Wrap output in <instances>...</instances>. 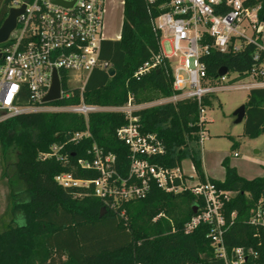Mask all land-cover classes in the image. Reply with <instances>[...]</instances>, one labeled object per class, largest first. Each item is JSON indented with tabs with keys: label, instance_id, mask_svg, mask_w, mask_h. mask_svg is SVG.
Masks as SVG:
<instances>
[{
	"label": "trees",
	"instance_id": "trees-1",
	"mask_svg": "<svg viewBox=\"0 0 264 264\" xmlns=\"http://www.w3.org/2000/svg\"><path fill=\"white\" fill-rule=\"evenodd\" d=\"M12 1L0 0V25ZM245 3L259 4V17L264 19V0ZM157 13L145 0H123L120 37L102 41L99 53V60L112 67L114 74L93 69L81 92L85 103L119 106L131 96L141 104L174 93L166 60L139 79L134 77L143 63L160 53L159 35L152 26ZM206 61L211 77L225 67L242 79L253 66L264 64V50L244 44L236 52L212 51ZM72 91L70 98L51 103H78L80 92ZM28 103L30 97L25 94L22 104ZM204 103L209 106L211 100L206 98ZM244 105L243 134L249 138L264 134V87L250 89ZM134 114L143 133H156L165 144L166 153L155 158L157 163L175 166L188 158L200 182L208 179L219 189L235 192L223 204L226 222L231 221L223 235L225 247L228 251L250 248L253 254L242 264H264V231L248 223L256 202L264 205V177H242L227 156L221 161L222 181L205 176L195 101L182 99ZM126 122L119 112L91 113L87 121L68 112H29L0 121L1 178L9 189L11 208V220L0 230V264H224L207 237V224L184 231L193 209L203 206L202 199L188 190L169 193L152 184L144 197L111 207L91 189L57 184L54 177L62 172L82 179L97 176L76 165L77 158H90L88 149L93 143L104 153L116 155L117 171L126 177L129 150L116 136V129ZM86 128L90 136L66 144V161L39 157L50 152L51 144Z\"/></svg>",
	"mask_w": 264,
	"mask_h": 264
},
{
	"label": "built area",
	"instance_id": "built-area-1",
	"mask_svg": "<svg viewBox=\"0 0 264 264\" xmlns=\"http://www.w3.org/2000/svg\"><path fill=\"white\" fill-rule=\"evenodd\" d=\"M145 2L158 10L152 26L159 35L160 53L143 63L134 72V77L139 79L166 60L171 68L172 95L141 104L134 103L131 96L119 106L85 103L81 92L91 71L109 68L107 63L99 60L101 43L106 40L103 31L108 0H13L10 8L24 5V10L17 17L16 26L7 40L1 43L4 45L0 48V121L29 112H68L81 115L85 121L91 113L124 114L127 122L116 129V136L129 150L127 176L117 171L114 153H104L93 143L88 149L90 158H77L76 165L96 172L97 176L82 179L62 172L54 177L57 184L63 188L91 189L94 196L111 207L144 197L152 184L169 193L188 190L202 199L203 206L196 209L185 223L184 231L188 233L201 223L207 224V237L216 257L224 264H242L253 251L241 246L228 251L223 239L231 224V221L226 222L223 204L235 192L219 189L208 179L200 182L197 175L193 182L194 178L184 173L181 163L175 166L157 163L155 158L166 153L165 144L156 133L140 130L139 119L134 112L182 99L195 101L199 108L198 144L201 146L208 107L204 103L206 98L212 101L216 92L224 90L249 91L264 87V64L253 66L248 76L242 78H250V81L242 83L237 82L241 80L237 79V72L227 70L223 75L211 77L206 61L212 51L236 52L244 44H253L264 50V19L259 17L260 5H249L245 0ZM165 41L171 50L169 54L162 48ZM258 58L255 54L254 59ZM53 72L60 83L57 101L70 98L72 90L78 89V103L43 102L51 87ZM231 73L234 75L230 76ZM232 80L237 81L232 83ZM25 94L30 97L28 104H22ZM88 136V128L74 132L66 136V141L60 142L61 146L53 144L50 152L39 157L46 159L54 156L56 160L66 161L67 153L57 156V152L66 144L77 143ZM234 156H237L236 152ZM248 223L264 231V205L261 200L252 208Z\"/></svg>",
	"mask_w": 264,
	"mask_h": 264
},
{
	"label": "rangeland",
	"instance_id": "rangeland-1",
	"mask_svg": "<svg viewBox=\"0 0 264 264\" xmlns=\"http://www.w3.org/2000/svg\"><path fill=\"white\" fill-rule=\"evenodd\" d=\"M122 0H108L104 13V35L106 39H115L120 34L122 22ZM165 53H170V47L165 41L162 43ZM234 75L231 73L230 76ZM72 81V79H71ZM237 80H232L236 83ZM250 78L237 82L247 83ZM248 90L230 89L216 92L211 104L205 110L204 140L200 148V156L204 171L215 177L223 176L222 158L229 157L230 163L238 168L244 178L264 176V134L255 137H246L243 134L244 120L236 122L235 111L244 105ZM9 118V117H8ZM7 119V118H6ZM62 143V142H61ZM56 142L53 144L60 145ZM51 144V146L53 145ZM234 148L231 149V146ZM65 147L57 152L63 155ZM237 156H234V153ZM184 173L196 181L191 161L186 158L181 162ZM2 162L0 159V230L11 220L10 195L5 180L1 178Z\"/></svg>",
	"mask_w": 264,
	"mask_h": 264
},
{
	"label": "water",
	"instance_id": "water-1",
	"mask_svg": "<svg viewBox=\"0 0 264 264\" xmlns=\"http://www.w3.org/2000/svg\"><path fill=\"white\" fill-rule=\"evenodd\" d=\"M23 10H24V5H22L20 8H10L8 10V13H7L5 19L3 20V22L0 25V44L3 43L5 40H7L10 32L16 26L17 17L23 12ZM0 56H1V54H0ZM226 70L227 69L225 67H221V69H219V71H218V74L223 75V74H225ZM107 73L109 76H112L114 74V69L112 67H109L107 69ZM59 92H60V83H59V80L56 76V73L53 72L52 84H51V87L49 89V92L47 93V95L44 96L43 102L44 103H51V102L57 101L60 97ZM235 115H236V122L242 121L245 117V105H241L235 111ZM193 211L195 212L196 209L194 208ZM103 213H104V207H102L99 216L102 217Z\"/></svg>",
	"mask_w": 264,
	"mask_h": 264
},
{
	"label": "crops",
	"instance_id": "crops-1",
	"mask_svg": "<svg viewBox=\"0 0 264 264\" xmlns=\"http://www.w3.org/2000/svg\"><path fill=\"white\" fill-rule=\"evenodd\" d=\"M123 5V4H122ZM119 37H120V34L115 38V39H119ZM223 159V158H222ZM202 160V159H201ZM222 161V160H221ZM229 163H230V160H229ZM220 164H221V162H220ZM230 165L231 166H233L236 170H237V172H238V168L234 165V164H231L230 163ZM203 166V165H202ZM222 166V165H221ZM203 171H204V169H203ZM204 174H205V176H207V177H211V178H213V179H216V180H220V181H222L223 180V178H224V169H223V176L221 177V178H218V177H215V176H213L212 174H210L209 172H207V171H204ZM238 174L240 175V173L238 172ZM256 177V176H255ZM261 177H264V176H261ZM246 179H251V178H246Z\"/></svg>",
	"mask_w": 264,
	"mask_h": 264
}]
</instances>
